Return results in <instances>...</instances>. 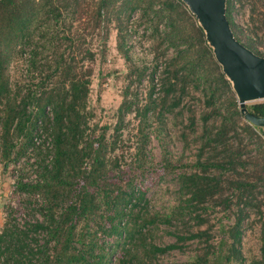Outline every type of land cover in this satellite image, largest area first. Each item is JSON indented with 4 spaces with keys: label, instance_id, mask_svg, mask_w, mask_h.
<instances>
[{
    "label": "trees",
    "instance_id": "16d2710c",
    "mask_svg": "<svg viewBox=\"0 0 264 264\" xmlns=\"http://www.w3.org/2000/svg\"><path fill=\"white\" fill-rule=\"evenodd\" d=\"M85 0H0V125L1 137L3 139V154L8 155V136L12 131L21 132L24 128V120H27L26 110L34 108L31 116L32 132L29 137V144L32 145L33 131L40 122L41 128L48 131L51 137L52 159L48 167H43L41 180L35 184H19L18 190L38 193L44 198V216L41 223L33 225L32 231H42L52 243V249L42 246L41 249L33 251L28 249L27 244L17 240L16 246L9 249L6 241L12 237L0 234V264H110V256L116 248L120 247L121 255L115 260V264H151L152 258L163 255L172 250H180L182 242L195 240L198 248L195 255L186 264H244L245 260L241 255L242 224L247 218L251 209L259 208L256 199V188L253 183L243 181L236 173V168H243L245 162L240 161V150L236 148L231 151L227 144V134L231 133L234 139L239 133H243L248 139L255 137L254 128L243 123L238 127L235 123L240 118L238 106L233 95L226 102L225 114L220 117V124L217 127L207 125L208 118L218 113L211 109L210 113L201 116V146L190 172L181 171L176 173L178 183L179 204L164 217L162 222L169 223L172 220H183L188 217L193 221L195 230L188 236L175 235V243L156 247L152 244H144V233L142 228L145 224H152L157 219L149 217L144 219L139 212L131 216V209L136 208L142 201V193L134 196L133 193L122 191L119 187L106 184V144L102 138L92 149L87 144L80 147L84 123L85 100L88 95L89 81L91 74L89 69L81 73L77 64L92 54L84 53L78 58L73 54L72 46L79 35L72 28V17ZM118 0H94L93 23L96 26L103 21L116 22V30L119 41L122 27L121 20L128 21L131 14L138 10L141 17L153 22L165 20L163 38L171 39L173 34L182 35L184 31L178 29L175 23L180 15L189 14L180 0H121L116 9ZM231 0H226L225 16L230 29L237 41V33L240 28L231 20ZM113 12V14H112ZM253 14V13H252ZM192 19V17L190 16ZM157 21L153 24V30L157 32ZM190 26L194 31L192 39L198 47L199 58L192 59L190 69L185 68L183 63L178 70L169 73L174 81H168L165 90L167 96L173 90L182 91L187 75L195 77L197 68L202 67L201 62L207 60L211 63L213 70H210L212 79L207 81L208 95L207 105H212L218 97L225 93H231L228 82L224 79L219 67L214 62L210 49L206 46L203 34L197 27L196 22L191 21ZM60 27V28H59ZM59 28V30H58ZM242 44L254 54L264 57L257 51L251 40ZM187 44L185 50L178 51L176 59L187 57L192 48L186 36L180 41ZM68 44V54L59 53L60 46ZM40 51H49L51 61H46L41 72L49 74L43 77H33L38 72ZM26 55L24 72L30 75V81L35 84L21 85L17 81H10V69H17L19 62ZM78 58V59H77ZM174 63V62H173ZM81 66V65H80ZM187 71V74L183 72ZM39 73V72H38ZM140 76V75H139ZM169 80V79H168ZM28 88L25 91V88ZM36 88L38 91H31ZM38 92V94H36ZM171 103L172 107L178 105L180 98L175 97ZM120 117L130 108V103L123 99ZM248 113L256 117L264 118V102L245 105ZM151 108L146 105L142 115ZM49 114V116H46ZM242 118V117H241ZM235 119V121H234ZM121 122V119L119 118ZM187 128L193 129L195 117L191 110H188ZM102 140V141H101ZM7 144V147L5 146ZM221 147L220 154H224V160L218 161L215 155ZM92 154V167L89 172L81 170V162L90 158ZM206 157L202 158L204 155ZM235 160V161H234ZM258 179L264 186V161H252ZM211 170L220 171L214 175ZM230 170L237 175V178L227 179L223 172ZM259 173V175H258ZM39 180V179H38ZM92 188V189H91ZM90 189L92 191H90ZM232 197L235 198L232 201ZM68 199L66 205L61 200ZM130 206V215L125 210ZM232 208L234 211H232ZM213 210L212 219L215 214H229L233 216L231 225L223 226L218 220L216 225L220 229V237L215 240L213 237L214 223L207 211ZM126 218L128 220H126ZM98 221L96 229L91 230L89 223ZM261 227V253L264 251V223ZM29 232V231H28ZM98 232L101 238H97ZM26 238L24 232H20ZM111 238V244L106 239ZM11 244L13 243L10 241ZM136 242V243H135ZM129 243L130 246H125ZM122 246V247H121ZM27 248V249H26ZM135 249H141V257L135 253ZM148 259H150L148 261ZM248 264H264V257L251 259Z\"/></svg>",
    "mask_w": 264,
    "mask_h": 264
},
{
    "label": "rangeland",
    "instance_id": "374dc122",
    "mask_svg": "<svg viewBox=\"0 0 264 264\" xmlns=\"http://www.w3.org/2000/svg\"><path fill=\"white\" fill-rule=\"evenodd\" d=\"M119 1L121 0L115 4L116 9ZM94 7V0H85L72 17V28L79 35L75 43L70 46L73 54L78 58L84 56L86 52L92 54L91 59L85 56L77 64V69L81 73H85L86 69L91 71L88 77V95L85 100V119L81 126L83 134L79 145L82 147L90 144L94 149L96 142L102 138L107 146L104 156L107 169L106 184L117 186L122 191L133 193L134 196L143 194L139 205L132 209L128 206L125 212L128 216L131 209V216L139 212L144 219L156 217L157 220L154 223L143 226V241L144 244L165 247L175 243V235L185 237L195 230L193 221L188 217L183 220L170 219L169 223L162 221L165 216L170 215L180 201L176 173L190 172L193 169L201 146V116L210 113L212 108L217 110L218 113L211 115L207 121L209 127H217L220 124V117L225 114L226 102L233 93L227 92L213 101L212 105L206 104L208 89H206L205 78L210 81L212 77L209 72L213 70L211 63L207 60L201 62L202 67L197 68L195 77L187 75L188 80L184 79L186 82L183 83L182 91L177 90L181 86V83H178L176 90L167 96L164 95L168 81L170 83L174 81L169 73L180 69L183 63L185 68L190 69L189 64L192 59L199 58L198 47L192 39L195 33L190 26L194 19L189 13L192 19L184 14V16L180 15L175 23L178 29L184 31V34L179 36L173 34V38L165 39L163 38L165 20L161 22L156 20L158 28L155 33L153 24L156 21L151 22L141 17V13L136 10L128 21L121 20L122 41H119L116 22L112 20V17L109 23L101 21L97 26L93 23ZM231 8V20L240 28V33H237L239 41L247 44V38H249L257 51L262 54L264 52V0H231ZM185 36L192 48L187 53V57L176 59L178 51L185 50L187 46L180 42ZM68 47V44L60 46L58 52L68 54L70 52ZM40 52L39 73L33 74L37 80L46 73L49 74L50 70L41 72L43 66H40L46 65L45 60L52 59L49 51ZM26 59L27 56L24 55L17 64V69L11 67L9 72L11 82L17 81L21 85L36 83V81H30V75L27 76L24 72ZM184 73L187 74V71L184 70ZM27 88L28 86L25 91ZM31 91L38 90L31 88ZM175 97H179L180 101L177 106L172 107L171 103ZM123 99L130 103V108L120 117L122 113L120 105ZM146 105H149L151 109L142 115ZM34 110L31 106L28 107L26 110L28 118L23 122L24 129L20 133L12 131L8 136L10 146L7 156L3 154L4 143L2 144L0 125V234L12 237L5 243L9 249H13L16 244L19 245L16 239L21 240L22 243L25 242L28 249L33 251L41 249L42 246L52 249V243L47 244L49 240L42 231L31 230L33 225L43 221L44 198L39 193L37 195L22 192L17 188L19 184L33 185L40 181L42 168L48 167L52 159L51 132L40 129V122H37V127L33 131L32 145L29 144L28 136L32 132L28 130L31 129L30 122ZM188 110L192 111L196 121L191 130L187 128ZM235 123L241 127L244 120L240 117ZM255 133L252 139H248L243 133H239L236 139L231 136V133L227 134V144L230 145L231 151L238 148L240 161L246 163L243 168L237 167L236 173L241 180L254 184L257 192L256 203L259 207L249 210L242 224L240 251L245 260L244 264H248L251 259L264 257V251L261 253L260 249L262 235L260 222L264 223V186L256 175L259 169L252 164V161L258 159L260 164L264 161V139L261 131L255 130ZM5 146L7 147L6 143ZM221 149L219 147L218 154L215 155L218 161L225 159L224 154H220ZM206 156L205 154L202 158ZM91 159L90 153V158H85L81 162V170L84 173L91 170ZM211 172L214 175L220 173L215 170ZM260 175L264 179V173ZM223 177L230 179L237 178V175L226 170L223 172ZM234 200L235 198L232 197V201ZM68 202V199L63 198L60 204L66 205ZM232 211H234L233 208ZM214 212V210L207 211L210 215V223H214L212 235L217 240L221 233L217 228V221L220 220L223 226L231 225L233 216L217 213L214 220L212 219ZM97 222L89 223L91 230L96 229ZM20 232H24L26 238L19 235ZM96 236L101 238L99 232ZM10 241L13 243L11 244ZM106 241L108 244L112 242L111 238H107ZM179 245H181L180 250L157 255L151 259V264L188 263L195 255L198 245L195 240H188ZM125 246L130 244L125 243ZM119 248L112 252L110 264H115V260L121 255ZM135 250L140 258L141 249Z\"/></svg>",
    "mask_w": 264,
    "mask_h": 264
},
{
    "label": "water",
    "instance_id": "95a60500",
    "mask_svg": "<svg viewBox=\"0 0 264 264\" xmlns=\"http://www.w3.org/2000/svg\"><path fill=\"white\" fill-rule=\"evenodd\" d=\"M203 34L206 46L232 91L245 123L264 128V118L248 113L245 105L264 101V57L239 41L225 16L226 0H180Z\"/></svg>",
    "mask_w": 264,
    "mask_h": 264
},
{
    "label": "built area",
    "instance_id": "2783aa9c",
    "mask_svg": "<svg viewBox=\"0 0 264 264\" xmlns=\"http://www.w3.org/2000/svg\"><path fill=\"white\" fill-rule=\"evenodd\" d=\"M129 30H130V28L128 27V28H127V32H128V33H129ZM261 132H262V138L264 139V128L261 129Z\"/></svg>",
    "mask_w": 264,
    "mask_h": 264
},
{
    "label": "crops",
    "instance_id": "0c3cea01",
    "mask_svg": "<svg viewBox=\"0 0 264 264\" xmlns=\"http://www.w3.org/2000/svg\"><path fill=\"white\" fill-rule=\"evenodd\" d=\"M259 131H261V130H259Z\"/></svg>",
    "mask_w": 264,
    "mask_h": 264
}]
</instances>
